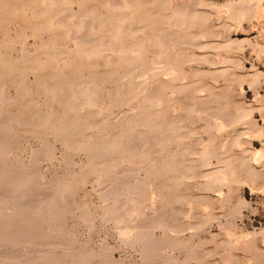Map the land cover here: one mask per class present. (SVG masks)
Segmentation results:
<instances>
[{
    "label": "rangeland",
    "instance_id": "obj_1",
    "mask_svg": "<svg viewBox=\"0 0 264 264\" xmlns=\"http://www.w3.org/2000/svg\"><path fill=\"white\" fill-rule=\"evenodd\" d=\"M128 1L0 0V264H264V0ZM122 22L135 42L127 51L113 43ZM103 39L110 43L102 47ZM158 39L170 56L156 65ZM92 80L101 91L88 103ZM160 86L173 102L155 103ZM205 112L215 116L209 124ZM2 119L10 120L5 127ZM212 119L225 127H213ZM173 120L183 129L164 126L169 140L160 142L159 126ZM200 143L216 150L209 164ZM174 154L185 157L182 164ZM224 156L233 177L222 173L223 182H210L207 172L229 164L222 165ZM187 165L198 175L182 177ZM10 188L20 197L13 199Z\"/></svg>",
    "mask_w": 264,
    "mask_h": 264
},
{
    "label": "bare ground",
    "instance_id": "obj_2",
    "mask_svg": "<svg viewBox=\"0 0 264 264\" xmlns=\"http://www.w3.org/2000/svg\"><path fill=\"white\" fill-rule=\"evenodd\" d=\"M129 1H130V0H129ZM129 1H128V2H129ZM176 1H177V0H176ZM185 1H186V0H185ZM190 1H191V0H190ZM199 1H200V0H199ZM203 1H204V0H203ZM261 1H262V0H261ZM115 2H116V1H115ZM115 2H114V3H115ZM186 2H188V1H186ZM191 2H192V1H191ZM42 3H43V2H42ZM42 3H41V4H42ZM119 3H120V2H119ZM44 4H45V3H44ZM52 4H53V3H52ZM55 4H56V3H55ZM69 4H70V3H69ZM127 4H128V3H127ZM180 4H182V3H180ZM190 4H191V3H190ZM190 4H189V5H190ZM258 4H259V3H258ZM66 5H67V4H66ZM111 5H113V3H111ZM172 5H173V4H172ZM184 5H185V4H183V6H184ZM108 6H109V5H108ZM119 6H120V5H119ZM186 6H187V5H186ZM180 7H181V6H180ZM180 7L177 9V10H179V12L182 11V10L180 11ZM260 7H261V6H260ZM181 8H183V7H181ZM184 8H185V6H184ZM172 9H173V8H172ZM186 9L188 10V8H186ZM189 9H190V8H189ZM242 9H243V8H242ZM177 10H176V11H177ZM238 10H239V9H238ZM177 12H178V11H177ZM179 12H178V13H179ZM239 12H241V11H239ZM242 12H243V11H242ZM92 13H93V12H92ZM174 13H175V12H174ZM185 13H186V12H184V14H185ZM65 14H66V13H65ZM181 14H182V13H181ZM66 15H67V14H66ZM96 15H97V13H96ZM174 15L176 16V14H174ZM182 15H183V14H182ZM236 15H237V14H236ZM90 16H91V15H90ZM177 16L180 17V14L177 15ZM183 16H184V15H183ZM183 16H181V17H183ZM185 16H186V15H185ZM185 16H184V17H185ZM247 16H248V15H247ZM133 17H134V16H133ZM179 17H176V18H179ZM176 18H175V19H176ZM91 19H92V18H91ZM175 19H174V20H175ZM181 19H182V18H181ZM186 19H187V18H186ZM238 19H239V18H238ZM61 20H62V19H61ZM73 20H74V19H73ZM76 20H77V19H76ZM87 20H88V19H87ZM182 20H183V19H182ZM54 21H55V20H54ZM54 21H53V23H54ZM170 21H171V20H170ZM172 21H173V19H172ZM175 21H176V20H175ZM177 21H178V19H177ZM183 21H185V20H183ZM183 21H182V22H183ZM72 22H73V21H72ZM83 22H84V21H83ZM173 22H174V21H173ZM185 22H186V21H185ZM176 23H178V22H176ZM51 24H52V23H51ZM171 24H172V23H171ZM171 24H170V25H171ZM178 24H179V23H178ZM126 25H127V24H126ZM126 25H125V26H126ZM168 25H169V24H168ZM168 25H167V26H168ZM172 25H173V24H172ZM81 26H82V25H81ZM123 26H124V22L119 23V24H117V25L115 26V27H116L115 29H116V32H117V33L115 34V38L113 37V38H114V42H113V43H119V44L122 43L123 45L121 44V46H124V47H121V50H123V51H127V50H129V48L132 46V45H131V42H132V44H133V43L135 44V42L132 41V40H133V37H132V40H129V39H131L130 36H129V39L126 38V36H125V34H124L125 30H123L124 32L122 31V29L125 28V27L123 28ZM177 26H178V25H177ZM194 26H196V24H194ZM86 27H87V24H86ZM126 27H127V26H126ZM180 27H181V26H180ZM180 27H179V28H180ZM168 28H169V27H168ZM170 28H171V27H170ZM181 28H182V27H181ZM194 28H195V27H194ZM125 29H126V28H125ZM176 29H177V27H176ZM155 30H156V29H155ZM199 30H200V29H199ZM84 31H85V30H84ZM147 31H148V30H147ZM80 32H82V31H80ZM86 32H87V30H86ZM162 32H163V31H162ZM83 33H84V32H83ZM204 34H205V33H204ZM87 35H88V34H87ZM138 35H139V34H138ZM88 36H89V35H88ZM133 36H134V35H133ZM163 36H164V35H163ZM197 36H198V35H197ZM199 36H200V35H199ZM203 36H204V35H203ZM127 37H128V36H127ZM135 37H136V36H135ZM159 37H161V36H159ZM204 37H205V36H204ZM72 38H74V37H72ZM81 38H83V37H81ZM136 38H138V37H136ZM136 38H134V39H136ZM193 38H194V37H193ZM196 38H197V37L195 36V39H196ZM206 38H207V37H206ZM212 38H213V37H212ZM78 39H79L78 42L82 44V41H83V40H80V38H78ZM88 39H89V38H88ZM88 39H87V41H89ZM104 39H105V38H104ZM104 39L102 40L103 43H104V44H102V47H103V45L105 46V43H106V45H107V41H106V40H108V39H106L105 42H104ZM142 39H143V38H142ZM156 39H157V38H156ZM156 39H155V40H156ZM160 39L163 40L164 38L162 37V38H160ZM170 39H172V38H170ZM198 39H199V38H198ZM209 39H210V38H209ZM75 40H77V36L75 37ZM139 40H140V39H139ZM214 40H215V39H214ZM85 41H86V39H85ZM90 41H91V39H90ZM102 41H101V42H102ZM108 41H109L108 43H110V40H108ZM130 41H131V42H130ZM156 41H157V40H156ZM160 41H161V40H160ZM160 41H159V39H158V42H160ZM165 41H166V40L164 39V41H163L164 44H166ZM173 41H174V40H173ZM193 41H194V39H193ZM198 41H199V40H198ZM78 42H77V43H78ZM93 42H94V41H93ZM143 42H144V41H143ZM166 42H168V40H167ZM174 42H175V41H174ZM176 42H177V41H176ZM85 43H86V42H85ZM156 43H157V42H156ZM177 43H178V42H177ZM225 43H226V42H225ZM74 44H75V43H74ZM83 44H84V41H83ZM88 44H89V43H88ZM136 44H137V43H136ZM160 44H161L160 49L162 48V50H160L161 53H157V54H159V55H158V57H155V58L153 59L154 61H153L152 63H155V64H156L157 61L160 60V62H161V60H163V59L165 60V59H167V57L170 56V54H169V56H168V54H167V51H168L167 48H168V47H167V48H166V47H163V46H162V44H163L162 42H160V43L158 44V46H159ZM164 44H163V45H164ZM167 44H168V43H167ZM167 44H166V45H167ZM191 44L193 45V43H191ZM195 44H196V43H195ZM198 44H199V43H198ZM98 45H99V44H98ZM111 45H112V44H111ZM128 45H131V46H128ZM139 45H140V44H139ZM188 45H189V44H188ZM127 46H128V47H127ZM133 46H134V45H133ZM133 46H132V47H133ZM110 47H111V46H110ZM212 47H213V46H212ZM140 48H141V47H140ZM198 48H199V47H198ZM209 49H210V48H209ZM94 50H95V49H94ZM78 51H79V50H78ZM80 51H82V50H80ZM123 51H122V52H123ZM136 51H137V50H136ZM141 51L143 52L142 49H141ZM145 51H146V50H145ZM145 51H144V52H145ZM76 52H77V51H76ZM82 52L84 53V49H83ZM82 52H81V53H82ZM94 52H95V51H94ZM98 52H99V51H98ZM98 52H97V53H98ZM106 52H107V51H106ZM138 52H139V54L142 53V52H140V50H138ZM138 52H137V53H138ZM144 52H143V53H144ZM177 52H179V51H177ZM181 52H182V51H181ZM22 53H25V52H22ZM22 53H21V54H22ZM70 53H71V52H70ZM73 53H75V52H73ZM79 53H80V52H79ZM81 53H80V54H81ZM83 53H82V54H83ZM85 53H86V50H85ZM101 53H102V52H101ZM120 53H121V52H120ZM133 53H135V52H133ZM147 53H148V52H147ZM90 54H91V53H90ZM98 54H100V53H98ZM102 54H103V53H102ZM124 54H125V53H124ZM174 54H175V53H174ZM176 54H177V53H176ZM193 54H194V53H193ZM142 55H143V54H142ZM142 55L140 54V56H142ZM178 55H179V54H178ZM180 55H181V54H180ZM125 56H126V55H125ZM132 56H133V55H132ZM204 56H205V55H204ZM52 57H53V56H52ZM144 57H145V56H144ZM202 57H203V56H202ZM112 58H113V57H112ZM144 59H145V58H144ZM168 59H169V58H168ZM170 59H171V58H170ZM196 59H197V58H196ZM202 59H203V58H202ZM120 60H121V59H120ZM164 60H163V62H166V61H164ZM180 60H181V59H180ZM204 60H205V59H204ZM206 60H207V59H206ZM206 60H205V61H206ZM209 60H210V59H209ZM108 61H109V60H108ZM110 61H113V60L111 59ZM151 61H152V60H151ZM151 61H150V62H151ZM202 61H203V60H202ZM205 61H204V62H205ZM117 62H118V61H117ZM168 62H169V61H167V63H168ZM175 62H176V61H175ZM212 62H213V61H212ZM216 62H217V61H216ZM173 63H174V61H173ZM173 63H172V64H173ZM189 63H190V62H189ZM117 64H119V63H117ZM169 64H170V63H169ZM169 64H168V65H169ZM135 65H136V63H135ZM151 65H153V64H151ZM156 65H157V64H156ZM171 67H172V66H171ZM162 68H163V67H162ZM157 69H158V67H157ZM159 69H161V68H159ZM174 69H175V68H174ZM176 70H177V69H176ZM136 71H137V70H136ZM156 71H157V70H156ZM163 71H164V70H163ZM189 71H190V70H189ZM150 72H152V71H150ZM158 72H159V71H158ZM161 72H162V70H161ZM179 72H180V71H179ZM219 72H220V71H219ZM26 73H27V71H26ZM170 73H173V71H171ZM177 73H178V72H177ZM132 74H134V73L132 72ZM146 74H147V73H146ZM156 74H157V72H156ZM165 74H166V73H165ZM167 74H168V73H167ZM167 74H166V75H167ZM175 74H176V72H175ZM186 74H187V73H186ZM254 74H255V73H254ZM172 75L175 76L174 73H173ZM187 75H188V77H189V74H187ZM255 75H256V74H255ZM66 76H67V75H66ZM142 76H143V75H142ZM164 76H165V75H164ZM169 76H170V75H169ZM176 76H177L178 78L180 77V75L178 76L177 74H176ZM176 76H175L174 78H176ZM182 76H183V75H182ZM197 76H198V75H197ZM199 76H200V75H199ZM199 76H198V77H199ZM207 76H208V75H207ZM256 76H257V75H256ZM256 76H254V79H255ZM190 77H191V76H190ZM201 77H202V76H201ZM252 77H253V76H252ZM257 77H259V75H258ZM166 78H167V77H166ZM180 78H181V77H180ZM180 78H179V79H180ZM185 79H186V75H185ZM212 79H213V78H212ZM254 79H253V81H254ZM143 80H144V79H143ZM167 80H168V79H167ZM171 80H172V79H171ZM174 80H175V79H174ZM233 80H234V79H233ZM249 80H250V79H249ZM256 80H257V79H256ZM23 81H24V80H23ZM92 81H93L94 83H93ZM92 81H91V84L93 83L94 86H93V85H92V86H89V84H90L89 82H88V83H89V84H88L89 87L87 86V93H88L89 95H93V97L90 96L91 99L88 97V98H89V102H88V103H90V102L92 103V99L95 101V100L98 98V96H97V98H96L95 96L98 94V92L100 93V91H101V90H100L101 85H100L99 83L97 84L94 80H92ZM146 81H147V80H146ZM146 81H145V83H146ZM168 81H169V80H168ZM177 82H178V80H177ZM254 82H255V81H254ZM145 83H144V84H145ZM172 83H174V82H172ZM251 83H253V82H251ZM91 84H90V85H91ZM130 84H131V83H130ZM186 84H188V83H186ZM95 85H96V86H97V85L100 86L99 89L96 88ZM133 85H134V84H133ZM145 85H146V84H145ZM197 85H198V84H197ZM197 85H196V86H197ZM71 86H72V85H71ZM152 86H153V85H152ZM154 86H155V85H154ZM203 86L206 87L207 85H203ZM85 87H86V86H85ZM85 87H84V89L86 90ZM141 87H142V86H140V88H141ZM165 87H166V86H165ZM165 87L160 86V88L158 89L159 92H160V94H159V95H160V97H159L160 99H158L157 101L154 100L155 103H156V102L158 103V101H161V102H164V103H165L167 100L170 101V102H171V101L173 102L172 99L169 100L170 96H167V93H166V91L164 90ZM182 87H183V86H182ZM50 88H51V87H50ZM52 88H53V87H52ZM140 88H139V89H140ZM153 88H154V87H153ZM155 88H158V86L155 87ZM175 88H176V87H175ZM179 88H180V86H179ZM193 88H194V87H192V90L194 91ZM203 88H204V87H203ZM4 89H5V88H4ZM4 89H3V90H4ZM97 89H98V92H97ZM141 89H142V88H141ZM143 89H144V88H143ZM151 89H152V88H151ZM169 89H170V88H169ZM180 89H181V88H180ZM195 89H196V87H195ZM200 89H201V87L199 88V91H200ZM158 90H157V91H158ZM201 90H202V89H201ZM203 90H204V89H203ZM205 90H206V88H205ZM205 90H204V91H205ZM207 90H208V88H207ZM209 90H210V89H209ZM209 90H208V91H209ZM211 90H212V89H211ZM211 90H210V92H211ZM155 91H156V90H155ZM176 91H177V90H176ZM185 91H186V90H185ZM195 91H196V90H195ZM2 92H3V91H2ZM2 92H1V93H2ZM96 92H97V93H96ZM142 92H144V91H142ZM145 92H146V89H145ZM164 92H165V93H164ZM167 92H168V91H167ZM74 93H75V92H74ZM95 93H96V94H95ZM117 93H118V92H117ZM147 93H148V91H147ZM161 93H163V94H161ZM173 93H174V92H173ZM196 93H197V92H196ZM198 93H199V92H198ZM206 93H207V92H206ZM2 94H3V93H2ZM4 94H6V93H4ZM53 94H54V93H53ZM72 94H73V93H72ZM121 94H122V93H121ZM140 94H141V93H140ZM152 94H153V93H152ZM157 94H158V93H157ZM165 94H166V95H165ZM171 94H172V93H171ZM174 94H175V93H174ZM73 95H74V94H73ZM94 95H95V96H94ZM98 95H99V94H98ZM101 95H102V94H101ZM154 95H155V94H154ZM192 95H195V94H192ZM99 96H100V95H99ZM147 96H148V95H147ZM165 96H167V97H165ZM187 96H188V95H187ZM190 96H191V95H190ZM209 96H210V95H209ZM211 96H213V95H211ZM211 96H210V97H211ZM94 97H95V98H94ZM137 97H138V96H137ZM154 97H155V96H154ZM168 97H169V98H168ZM171 97H172V95H171ZM193 97H194V96H192L191 98H193ZM195 97L197 98V96H195ZM195 97H194V98H195ZM200 97H201V96H200ZM1 98H2V97H0V99H1ZM3 98H4V96H3ZM5 98H6V97H5ZM73 98H74V97H73ZM75 98H76V97H75ZM140 98H141V97H140ZM157 98H158V97H157ZM184 98H185V97H184ZM188 98H189V97H188ZM194 98H193V99H194ZM203 98H204V97H203ZM55 99H56V98H55ZM85 99H86V98H85ZM155 99H156V98H155ZM161 99H163V101H162ZM193 99H192V100H193ZM11 100H12V99H11ZM98 100H99V99H98ZM142 100H143V99H142ZM149 100H150V99H149ZM192 100H191V101H192ZM194 100H197V99H194ZM199 100L202 101L203 99H199ZM78 101H79V100H78ZM154 101H153V102H154ZM168 101H167V102H168ZM203 101H205V99H204ZM4 102H5V101H4ZM60 102H61V101H60ZM99 102H100V101H99ZM130 102H131V101H130ZM133 102H134V100H133ZM161 102H160V103H161ZM194 102H195V103H198V100H197V101H194ZM78 103H79V102H78ZM84 103H85V102H84ZM88 103H87V104L85 103V104L88 105ZM96 103H98V101H97ZM134 103H135V102H134ZM174 103H175V102H174ZM204 103H205V102H204ZM204 103L202 102V103H200V104H204ZM207 103H208V102H207ZM207 103H205V104H207ZM76 104H77V103H76ZM76 104H73V105L71 104L72 106H70V105H69V106H70V108L73 110L74 108H76ZM85 104H84V106H85ZM131 104H132V103H131ZM145 104H146V103H145ZM152 104H153V103H151V106H152ZM181 104H182V103H181ZM95 105H96V104H95ZM95 105H94V106H95ZM97 105H98V104H97ZM135 105H136V104H135ZM135 105H134V106H135ZM161 105H162V104H161ZM183 105H184V104H183ZM194 105H195V104H194ZM208 105H209V104H208ZM82 106H83V105H82ZM91 106H93V105H91ZM101 106H102V105H101ZM128 106H129V105H128ZM131 106H132V105H131ZM138 106H139V105H138ZM151 106H150V107H151ZM0 107H1V106H0ZM153 107H154V105H153ZM153 107H152V108H153ZM159 107H160V106H159ZM162 107H163V106H162ZM179 107H180V106H179ZM183 107H184V106H183ZM47 108H49V107H47ZM135 108H136V107H135ZM145 108H146V107H145ZM160 108H161V107H160ZM192 108H193V107H192ZM192 108H191V109H192ZM210 108H211V107H210ZM210 108H209V109H210ZM100 109H101V108H100ZM102 109H103V107H102ZM105 109H106V108H105ZM105 109H104V110H105ZM123 109H125V108H123ZM129 109H130V108H129ZM153 109H155V108H153ZM157 109H158V107H157ZM162 109H163V108H162ZM179 109H181V108H179ZM188 109H189V108H187V110H188ZM204 109H205V108H204ZM51 110H52V108H51ZM106 110L108 111V109H106ZM158 110H160V109H158ZM158 110H157V111H158ZM184 110H185V108H184ZM198 110H199V108H198ZM200 110H201V109H200ZM207 110H208V107H207V109H206L205 111H207ZM46 111H47V110H46ZM53 111H54V110H53ZM127 111H128V110H127ZM129 111H130V110H129ZM131 111H132V110H131ZM154 111H155V110H154ZM167 111H168V110H167ZM188 111H189V110H188ZM191 111L194 112V110H190V114H191ZM203 111H204V110H203ZM210 111H212V110H210ZM11 112H12V111H11ZM110 112H111V111H110ZM122 112H123V111H122ZM122 112H121V114H122ZM160 112L162 113L163 111L160 110L159 113H160ZM195 112H197V111H195ZM200 112H201V111H200ZM221 112H222V111H221ZM6 113H7V112H6ZM52 113H53V112H52ZM164 113H165V112H164ZM188 113H189V112H188ZM197 113H198V112H197ZM205 113H206V112H205ZM205 113H203V114H205ZM207 113H208V112H207ZM207 113H206V115H205L206 117L209 115V114H207ZM209 113L211 114L212 112H209ZM10 114H11V113H10ZM165 114H166V113H165ZM165 114H164V115H165ZM167 114H168V113H167ZM190 114H189V115H190ZM198 114H199V113H198ZM213 114H214V113H213ZM215 114L217 115V114H219V112H217V113H215ZM215 114H214V115H215ZM1 115H2V114H1ZM155 115H156V114H154V116H155ZM157 115H159V114H157ZM157 115H156V116H157ZM162 115H163V113H162ZM191 115H192V114H191ZM242 115H243V114H240L241 117H243ZM5 116H6V115H5ZM156 116H155L154 118L157 119ZM160 116H161V115H159L158 117H160ZM203 116H204V115H203ZM203 116H202V117H203ZM205 116H204V118H205ZM209 116H210V115H209ZM217 116H220V114L217 115ZM12 117H13V116H12ZM116 117H117V116H116ZM116 117H114V118H116ZM211 117H212V118H213V117L215 118V116H213V115H211ZM211 117H210V118H211ZM249 117H250V116H249ZM150 118H151V117H150ZM150 118H149V119H150ZM204 118H203V119H204ZM210 118L208 119V117H207L206 121H208V120L210 121V120H211ZM224 118H225V117H224ZM237 118H240V117L237 115L234 119H237ZM243 118H244V117H243ZM246 118H247V117H246ZM9 119H10V118H9ZM9 119H8L7 121H10ZM11 119H12V118H11ZM216 119H217V118H216ZM220 119H221V118H220ZM220 119H219V120H220ZM222 119H223V118H222ZM241 119H242V118H241ZM241 119H240V120H241ZM2 120L4 121V120H6V119H2ZM150 120H151V119H150ZM175 120H177V118H176ZM189 120H190V119H189ZM201 120H202V119H201ZM213 120H214V119H212V121H213ZM228 120H233V119H228ZM244 120H245V119H244ZM7 121H6V122L4 121V122L2 123V124L4 125V127H5V124H7ZM46 121H47V120H46ZM54 121H55V120H54ZM107 121H109V120H107ZM118 121H119V120H118ZM128 121H129V120H128ZM167 121H169V120H167ZM170 121H171V120H170ZM182 121H183V120H182ZM182 121H181V122H182ZM203 121H204V120H203ZM221 121H222V120H221ZM221 121H216V120H214L213 122H215V123H214V125L212 124L213 127H218L217 129H219V128H221V127H222V128L225 127V125L223 124L225 121L223 120L224 122H222V123H221ZM238 121H239V120H238ZM173 122H174V123H171V122H170L171 124L168 123L169 125H168V124H167V125H163L162 123H159V124H162L161 126H159L160 129H159L158 126L156 125V126H157L156 128L159 129V130H158V129H156V130H158V132L160 133L159 135H160V137H161V138H160V142H161V140H162V141H163V140H164V141H167V139H168V138L165 139V138L167 137V134H165V133L163 132L164 129H165L164 126H167V128H168V129L166 128L167 130H175V131H176V130L178 129V132H180V129H181V128L183 129V126H179L178 124H176V123H177L176 121L173 120ZM183 122H184V121H183ZM4 123H5V124H4ZM22 123H24V122L22 121ZM106 123H107V122H106ZM108 123H109V122H108ZM164 123H165V122H164ZM178 123H180V122L178 121ZM205 123H206V122H205ZM207 123L209 124V123H211V121H210V122H207ZM235 123H236V121H235ZM2 124H1V125H2ZM104 124H105V123H104ZM188 124H189V123H188ZM222 124H223L224 126H223ZM233 124H234V123H233ZM26 125H27V124H26ZM125 125H126V124H125ZM181 125H183V124H181ZM230 125H231V124H230ZM6 126H7V125H6ZM141 126H142V125H141ZM228 126H229V125H227L226 127H228ZM1 127H2V126H1ZM180 127H181V128H180ZM202 127H203V126H202ZM211 127H212V126H211ZM88 128H90V127H88ZM2 129H3V127H2ZM188 129H190V128H188ZM203 129H204V128H203ZM217 129H216V130H217ZM88 130H89V129H88ZM190 130H193V129H190ZM190 130H189V131H190ZM221 130H222V129H221ZM1 131H2V130H1V128H0V132H1ZM99 131H100V130H99ZM127 131H128V130H127ZM148 131H149V130H148ZM165 131H166V130H165ZM175 131H174V133H175ZM189 131H188V132H189ZM24 132H25V131H24ZM96 132H97V130H96ZM158 132H157V133H158ZM166 132H167V131H166ZM190 132H191V131H190ZM192 132H196V130H195V131H192ZM192 132H191V133H192ZM197 132H198V131H197ZM2 133H4V132L2 131ZM216 133H217V131H216ZM94 134H95V133H94ZM101 134H102V133H101ZM101 134H100V135H101ZM105 134H106V133H105ZM105 134H104V135H105ZM143 134H145V133H143ZM87 135H88V134H87ZM89 135H90V133H89ZM89 135H88V136H89ZM95 135H96V134H95ZM106 135H107V134H106ZM106 135H105V136H106ZM141 135H142V134H141ZM153 135H154V134H153ZM175 135H178V133H176ZM181 135H182V134H181ZM1 136H2V135H1ZM146 136H149V135H146ZM146 136H145V137H146ZM182 136H183V135H182ZM189 136H190V135H189ZM189 136H188V138H189ZM207 136H208V135H207ZM93 137H94V135H93ZM142 137H143V136H142ZM155 137H156L157 139L159 138L158 136H155ZM175 137H176V136H175ZM178 137L180 138L181 136H177V138H178ZM186 137H187V136H186ZM227 137H228V136H227ZM229 137H230V136H229ZM91 138H92V137H91ZM127 138H128V137H127ZM182 138H185V136H183ZM182 138H181V139H182ZM147 139H148V138H147ZM181 139H180V140H181ZM200 139H201V138H200ZM65 140H66V139H65ZM168 140H169V139H168ZM180 140H179V141H180ZM186 140H187V139H186ZM3 141H4V140H3ZM70 141H71V140H70ZM82 141H83V140H82ZM164 141H163V142H164ZM170 141H171V140H170ZM172 141H173V138H172ZM174 141H175V140H174ZM182 141H183V140H182ZM184 141H185V140H184ZM199 141H200V140H199ZM206 141H207V140H206ZM210 141H212V139H211ZM225 141H227V140H225ZM64 142H65V141H64ZM66 142H67V141H66ZM66 142H65V143H66ZM142 142H143V141H142ZM176 142H177V141H176ZM180 142H181V141H180ZM223 142H224V141H223ZM1 143H2V142H1ZM67 143H68V142H67ZM128 143H129V142H128ZM164 143H165V142H164ZM209 143H210V142H209ZM209 143H208V144H209ZM3 144H4V143H3ZM44 144H45V143H44ZM110 144H111V143H110ZM110 144H109V145H110ZM121 144H122V143H121ZM156 144H157V143H156ZM181 144H183V142H182ZM200 144H201V143H200ZM211 144H212V143H211ZM70 145H71V144H70ZM145 145H146V144H145ZM159 145L161 146V144H159ZM178 145H179V144H178ZM188 145H189V144H188ZM201 145H202V146H205V145H206L205 148L203 147L204 150H203V151H202V150L200 151V152H202V153H201V156L203 155V157H200V158H202L203 161H206L207 159H209V157H210L211 155H212V156L215 155V151H216V150L214 151V149H215L214 147H212V146H211V147L208 146L207 143H206L205 145H204V144H201ZM209 145H210V144H209ZM212 145H213V144H212ZM71 146H72V145H71ZM119 146H120V145H119ZM146 146H147V145H146ZM146 146H144V147H146ZM166 146H167V144H166ZM108 147H110V146H108ZM111 147L113 148L112 145H111ZM133 147H134V146H133ZM141 147H143V146L141 145ZM162 147H163V146H162ZM7 148H8V147H7ZM114 148H115V147H114ZM126 148H127V147H126ZM137 148H138V147H137ZM147 148H148V147H147ZM186 148H187V147H186ZM186 148H185V149H186ZM213 148H214V149H213ZM101 149H102V148H101ZM110 149H111V148H110ZM116 149H117V148H116ZM134 149H135V148H134ZM141 149H142V148H140V150H141ZM143 149H144V148H143ZM143 149H142V150H143ZM161 149H162V148H160V150H161ZM9 150H10V149H9ZM122 150H123V149H122ZM172 150H173V149H172ZM176 150H178V149H176ZM186 150H187V149H186ZM188 150H189V152H190V151H192L193 149H192V150L188 149ZM10 151H11V150H10ZM108 151H109V150H108ZM127 151H128V150H127ZM150 151H151V150H150ZM168 151H169V150H168ZM255 151H256V150H255ZM125 152H126V151H125ZM139 152H140V151H139ZM145 152H146V151H145ZM174 152L176 153V151H174ZM174 152H172V153H174ZM181 152L184 153L183 151H181ZM185 152H186V151H185ZM187 152H188V151H187ZM193 152H194V150H193ZM155 153H156V152H155ZM190 153H191V152H190ZM190 153H189V154H190ZM194 153H195V152H194ZM255 153H257V154L259 155V154H261V151H260V150H259V151L257 150ZM262 153H264V152H262ZM178 154H180L179 151H177V154H176V155H178ZM199 154H200V153H199ZM217 154H218V153H217ZM221 154H222V152H221L219 155H221ZM162 155H163V154H162ZM170 155H171V154H170ZM176 155L174 154V159H175V160H176V158H175ZM181 155H183V154H181ZM187 155H188V153H187ZM219 155H218V157H219ZM222 155H223V154H222ZM166 156H167V155H166ZM166 156H165V157H166ZM171 156H173V155H171ZM178 156H179V155H178ZM184 156H185V155H184ZM215 156H216V155H215ZM215 156H214V157H215ZM261 156H262V154H261ZM263 156H264V154H263ZM119 158H120V157H119ZM184 158H185V157L181 158V159H183V160L178 159V160H176V161H177L178 163H181V164H182V161L185 160ZM200 158H199V159H200ZM210 158H211V157H210ZM221 158H225V156H224V157H220V159H221ZM257 158H258V157H257ZM31 159H32V158H31ZM31 159H30V160H31ZM105 159H106V158H105ZM174 159H172L173 163H174ZM215 159H216V158H215ZM228 159H229V158H228ZM30 160H29V161H30ZM34 160H35V159H34ZM37 160H38V159H36V161H37ZM165 160H166V159H165ZM180 160H181V161H180ZM221 160L223 161V159H221ZM225 160H227V159H225ZM94 161H95V160H94ZM94 161H93V162H94ZM114 161H116V160H114ZM114 161H113V162H114ZM169 161H171V159H170ZM169 161H168V162H169ZM172 161L170 162V164L172 163ZM31 162H33V161L31 160ZM90 162H91V161H90ZM118 162H119V161H118ZM177 162H176V163H177ZM194 162H195V161H194ZM209 162H210V159H209V161H208V164H209ZM220 162H221V161H220ZM229 162H231V161L228 160L227 162H226V161H225V162L223 161V162H221V163H222V165H223V163H225V164L227 163V164H228ZM99 163H100V162H99ZM103 163H104V162H103ZM108 163H109V161H108ZM111 163H112V162H111ZM116 163H117V161H116ZM116 163H115L114 165H116ZM133 163H134V162H133ZM88 164H89V163H88ZM88 164H87V165H88ZM92 164H95V163H92ZM97 164H98V163H97ZM97 164H96V166H97ZM106 164H107V163H106ZM106 164H105V165H106ZM109 164H110V163H109ZM120 164H121V162H120ZM122 164H123V163H122ZM128 164H130V163H128ZM166 164H168V163H166ZM170 164H168V165H170ZM203 164H204V165L206 164V166H207V163L204 162ZM212 164H213V163H212ZM225 164H224V165H225ZM227 164H226V165H227ZM98 165H99V164H98ZM101 165L103 166L102 163H101ZM110 165H111V164H110ZM110 165H109V166H110ZM229 165H230V163L227 165V167L224 166L226 171H224V167H223V168L221 167L222 171H224V172L220 171V169H218V168H216V169H218V171H215V172H214L213 169H212L213 173H212V172H207L206 174L210 173L209 175H210V176H213V177L209 178L208 180H210V182H211V181H212V182H218V181L221 179V177H222V176H221L222 173L225 175V174H228L229 171H231L230 167L228 168ZM102 166H101V167H102ZM126 166H127V165H126ZM192 166H193V165H192ZM199 166H200V165H199ZM94 167H95V165H94ZM98 167H99V166H98ZM111 167H112V166H111ZM114 167H115V166H114ZM114 167H113V168H114ZM136 167H137V166H136ZM139 167H140V166H139ZM201 167H202V166H201ZM95 168H96V167H95ZM95 168H94V170H95ZM108 168H109V167H108ZM113 168H112V169H113ZM140 168H141V167H140ZM148 168H149V167H148ZM177 168L180 169L181 166H180V167L178 166ZM202 168H203V167H202ZM202 168H201V170L199 169V170L201 171V173H202V170H203ZM204 168H205V167H204ZM226 168H228L229 170L227 171ZM231 168H232V167H231ZM97 169H98L97 171L100 170L99 168H97ZM104 169H105V168H103V171H104ZM112 169H111V170H112ZM216 169H215V170H216ZM109 170H110V169H109ZM175 170H176V169H175ZM207 170H208V169H207ZM106 171H108V169H107ZM112 171H113V170H112ZM115 171H116V170H115ZM125 171H126V170H125ZM125 171H124V172H125ZM181 171H182V173H183V174L180 173V174L182 175V177H185V178H186V176H188V175H189V176H191V175H195L196 168H195V167H189V166L187 165L186 167H185V166H182V169H180V172H181ZM197 171H198V170H197ZM208 171H209V170H208ZM234 171H235V170H234ZM99 172H101V171H99ZM116 172H117V171H116ZM122 172H123V170H122ZM122 172H121V173H122ZM132 172H133V171H132ZM176 172H179V170L176 171ZM203 172H204V171H203ZM219 172H220V174H219ZM235 172H236V171H235ZM147 173H148V172H147ZM187 173H188V175H187ZM193 173H194V174H193ZM231 173H232V174H231ZM231 173L228 174V175L233 177V173H234V172H231ZM100 174H101V173H100ZM105 174H106V173H105ZM139 174H140V173H139ZM190 174H191V175H190ZM196 174H197V173H196ZM206 174H204V175H206ZM212 174H214V175H212ZM108 175H109V174H108ZM111 175H113V174H111ZM183 175H184V176H183ZM197 175H198V174H197ZM197 175H195V176H197ZM209 175H207V176H209ZM105 176H106V175H105ZM207 176H206V177H207ZM210 176H209V177H210ZM100 177L102 178V176H100ZM107 177H108V176H107ZM124 177H125V176H124ZM124 177H123V178H124ZM149 177H150V176H149ZM206 177H205V178H206ZM224 177H226V176H223V177H222V179H221L222 182L224 181V180H223ZM126 178H127V177H126ZM153 178H154V177H153ZM192 178H193V177H192ZM212 178H213V179H212ZM32 179H33V178H32ZM32 179H31V180H32ZM232 179H233V178H232ZM27 180H28V178H27ZM105 180H108V179H105ZM114 180H115V179H114ZM114 180H113V182H114ZM116 180H117V179H116ZM121 180L123 181L124 179H121ZM121 180H120V181H121ZM126 180H127V179H126ZM135 180H136V179H135ZM164 180H165V179H164ZM171 180H172V179H171ZM200 180H201V179H200ZM229 180H230V179H229ZM24 181H25V180H24ZM29 181H30V180H29ZM32 181H33V180H32ZM32 181H31V182H32ZM35 181H36V180H35ZM118 181H119V180H118ZM124 181H125V180H124ZM151 181H152V180H151ZM226 181H227V179H226ZM231 181H233V180H231ZM235 181H236V180H235ZM31 182H30V183H31ZM97 182H98V181H97ZM208 182H209V181H208ZM219 182H220V181H219ZM222 182H221V183H222ZM227 182H229V181H227ZM35 183H37V182H35ZM38 183H39V182H38ZM103 183H104V181H103ZM103 183H102V184H103ZM125 183H126V182H125ZM132 183H133V182H132ZM175 183H176V182H175ZM194 183H195V182H194ZM28 184H29V183H28ZM104 184H105V183H104ZM136 184H137V183H136ZM142 184H143V183H142ZM144 184H145V183H144ZM152 184H153V183H152ZM177 184H178V183H177ZM226 184H227V183H226ZM24 185H25V184H23V186H24ZM42 185H43V184H42ZM111 185H112V184H111ZM113 185H114V184H113ZM113 185H112V186H113ZM121 185H122V184H121ZM121 185H120V186H121ZM126 185H127V184H126ZM157 185H158V184H157ZM26 186H27V185H26ZM34 186H35V185H34ZM107 186H108V185H107ZM107 186H106V187H107ZM134 186H135V185H134ZM222 186H223V185H222ZM9 187H11V186H9ZM24 187H25V186H24ZM30 187H31V186H30ZM66 187H67V186H66ZM117 187H118V185H117ZM136 187H137V186H136ZM142 187H143V186H142ZM142 187H141V189H142ZM148 187H149V186H148ZM168 187H170V186L168 185ZM179 187H180V186H179ZM22 188H23V187H22ZM32 188H33V186H32ZM102 188H103V187H102ZM119 188H120V187H119ZM128 188H129V187H128ZM131 188H132V187H131ZM137 188H138V187H137ZM143 188H144V187H143ZM204 188H205V187H204ZM26 189H28V188H26ZM45 189H46V188H45ZM107 189H108V188H107ZM132 189H133V188H132ZM134 189H135V188H134ZM138 189H139V188H138ZM148 189H149V188H148ZM168 189H169V188H167V190H168ZM15 190H16V189H15ZM15 190L12 189V188H10V189H8V192L12 195V198L16 200V197H17V196L20 197V196H19L20 194L18 195V193H16L17 190H16V191H15ZM33 190H34V189H33ZM67 190H68V189H67ZM103 190H104V189H103ZM114 190L117 191L116 187H115ZM121 190H122V189H121ZM4 191H5V194L3 193V191H1V193H3L2 195H3V196H7V195H8V194H6V191H7V190L4 189ZM45 191H46V190H45ZM65 191H66V190H65ZM106 191H107V190H106ZM106 191H105V194H107V196L110 197V195H111V193H112L111 189L109 190V193H110V191H111L110 195H108V193H106ZM129 191H130V189H129ZM129 191H128V196H129ZM134 191H135V190H134ZM141 191H142V190H141ZM147 191H148V190H147ZM156 191H157V188H156ZM218 192H219V191H218ZM21 193H23V191H21ZM119 193H120V191H119ZM163 193H164V191H163ZM36 194H37V193H36ZM47 194H48V193H47ZM64 194H65V193H64ZM112 194H114V193H112ZM124 194H125V191H124ZM24 195H25V194H24ZM38 195H39V194H38ZM42 195H44V194H42ZM42 195H41V196H42ZM48 195H49V194H48ZM60 195H61V194H60ZM66 195H67V194H66ZM68 195H69V194H68ZM131 195H132V194H131ZM138 195H139V194H138ZM146 195H147V194H146ZM156 195H157V194H156ZM176 195H177V194H176ZM0 196H1V195H0ZM8 196H9V195H8ZM21 196H23V194H22ZM26 196H28V195H25V197H26ZM35 196H36V195H35ZM35 196H34V197H35ZM107 196L105 195L106 199H107ZM113 196H114V195H113ZM126 196H127V194H126ZM132 196H133V195H132ZM182 196H183V195H182ZM25 197H24V198H25ZM28 197H29V196H28ZM28 197H27V198H28ZM32 197H33V196H32ZM42 197H43V196H42ZM53 197H54V196H53ZM63 197H64V196H63ZM178 197H179V196H178ZM9 198H10V197H9ZM9 198H8V199H9ZM61 198H62V197H61ZM25 199H26V198H25ZM31 199H32V198H31ZM33 199H34V198H33ZM103 199H104V197H103ZM183 199H184V198H183ZM40 200H41V199H40ZM43 200H44V199H43ZM46 200H47V199H46ZM51 200H52V199H51ZM62 200H63V199H61V201H62ZM64 200H65V199H64ZM104 200H105V199H104ZM104 200H103V201H104ZM132 200H134V199H132ZM158 200H159V199H158ZM170 200H171V199H170ZM177 200H178V199H177ZM27 201H30V200H26V202H27ZM33 201H34V200H33ZM33 201H32V202H33ZM54 201H55L54 203H56V200H54ZM65 201H66V200H65ZM75 201H76V200H75ZM105 201H106V200H105ZM122 201H123V200H122ZM197 201H198V199H197ZM1 202H2V201H1ZM17 202H18V200H17ZM30 202H31V201H30ZM36 202L38 203L37 200H36ZM41 202H42V201H41ZM129 202H130V201H129ZM129 202H128V203H129ZM190 202H191V201H190ZM5 203H6V202H5ZM10 203H11V202H10ZM18 203H19V202H18ZM20 203H21V201H20ZM22 203H25V202H23V200H22ZM27 203H28V202H27ZM27 203H26V204H27ZM62 203H63V201H62ZM64 203H65V202H64ZM104 203H105V202H104ZM109 203H110V202H109ZM114 203H115V202H114ZM125 203H126V202H125ZM125 203H124V205H125ZM133 203H134V202H133ZM142 203H143V202H142ZM196 203H197V202H196ZM203 203H204V202H203ZM11 204H12V203H11ZM13 204H14V203H13ZM42 204H43V202H42ZM71 204H72V203H71ZM131 204H132V203H131ZM135 204H136V203H135ZM147 204H148V203H147ZM147 204L144 203L143 205H144V206H145V205L147 206ZM189 204H190V203H189ZM201 204H202V203H201ZM206 204H207V203H206ZM208 204H209V203H208ZM208 204H207V205H208ZM43 205H44V204H43ZM86 205H87V204H86ZM115 205H116V204H115ZM140 205H141V204H140ZM151 205H152V204H151ZM151 205H149V206H151ZM202 205H203V204H202ZM1 206L3 207V204H2ZM1 206H0V207H1ZM11 206H12V205H11ZM22 206H23V205H22ZM26 206H27V205H26ZM39 206H40V205H39ZM51 206H52V205H51ZM54 206H55V205H54ZM54 206H53V207H54ZM126 206H127V205H126ZM133 206H134V205H133ZM144 206H143V207H144ZM167 206H168V205H167ZM194 206H195V204H194ZM40 207H41V206H40ZM42 207H44V206H42ZM55 207H56V206H55ZM99 207H100V206H99ZM108 207H109V206H108ZM110 207H111V206H110ZM110 207H109V208H110ZM116 207H119V206H116ZM120 207H121V206H120ZM207 207H209V206H207ZM13 208H14V206H13ZM24 208H25V207H24ZM29 208H30V207H29ZM37 208H38V206H37ZM58 208H59V207H58ZM64 208H65V207H64ZM79 208H80V207H79ZM106 208H107V206H106ZM109 208H107L108 210H106V209L104 208V210L110 212V215H113V214L115 213L114 218H115V216L117 217V216L119 215V217L116 218V219L118 220V219L120 218V214H117V213H116L117 209H114L115 206H113L112 209H111V208L109 209ZM124 208H125V207H124ZM130 208H131V206H130ZM139 208H140V207H139ZM149 208H150V207H149ZM149 208H148V209H149ZM195 208H196V207H195ZM5 209H6V208H5ZM39 209H41V208H39ZM122 209H123V208H122ZM128 209H129V207L127 208V210H128ZM136 209H137V208H136ZM136 209H134V210H136ZM143 209H144V208H143ZM145 209H146V208H145ZM183 209H184V208H183ZM196 209H197V208H196ZM200 209H201V208H200ZM0 210H2V209H0ZM22 210H23V209H22ZM109 210H110V211H109ZM130 210H131V209H130ZM149 210H150V209H149ZM176 210H177V209H176ZM52 211H54V210H52ZM106 211H105V213H106ZM120 211H121V210H120ZM120 211L118 210V213H121ZM151 211H152V210H151ZM190 211H191V210H190ZM125 212H126V210H125L123 213H125ZM128 212H130V211H128ZM128 212H127V213H128ZM137 212H138V211H137ZM153 212H154V211H153ZM156 212H157V211H156ZM130 213H131V212H130ZM107 214H108V216H109V213H107ZM138 214H139V212H138ZM171 214H172V213H171ZM205 214H206V213H205ZM2 215H3V214H2ZM89 215L92 216V214H89ZM105 215H106V214H105ZM125 215H126V214H125ZM136 215H137V213H136ZM155 215H156V213H155ZM185 215H186V214H185ZM86 216H87V215H86ZM103 216H104V215H103ZM122 216H123V215H122ZM122 216H121V217H122ZM128 216H130V215H128ZM134 216H135V215H134ZM188 216H189V215H188ZM190 216H191V215H190ZM209 216H210V215H209ZM211 216H212V215H211ZM211 216H210V217H211ZM88 217H89V216H88ZM123 217H124V216H123ZM126 217H127V216H126ZM130 217H131V216H130ZM138 217H140V216H138ZM143 217H144V216H143ZM154 217H155V216H154ZM154 217H153V218H154ZM159 217H160V216H159ZM183 217H184V216H183ZM186 217H187V216H186ZM101 218H103V217L101 216ZM136 218H137V217H136ZM141 218H142V217H141ZM189 218H190V217H189ZM189 218H188V220H189ZM193 218H194V217H193ZM83 219H84V218H83ZM112 219H113V218H112ZM120 219H121V218H120ZM120 219H119V220H120ZM206 219H207V218H206ZM213 219H214V218H213ZM106 220H107V219H106ZM121 220H123V218H122ZM136 220H137V219H136ZM152 220H153V219H152ZM87 221H89V220H87ZM114 221H116V220H114ZM126 221H127V218H126ZM128 221H129V218H128ZM132 221H133V220H132ZM154 221H155V220H154ZM120 222H121V221H119V223H120ZM123 222H124V221H123ZM129 222H130V221H129ZM167 222H168V221H167ZM205 222H206V221H205ZM84 223H85V222H84ZM87 223H88V222H87ZM91 223H92V221H91ZM117 223H118V222H117ZM119 223H118V224H119ZM141 223H142V222H141ZM153 223H154V222H153ZM136 224H137V223H136ZM142 224H143V223H142ZM90 226H91V225H90ZM159 226H161V225H159ZM164 226H165V225H164ZM156 227H157V226H156ZM165 227H166V226H165ZM90 228H91V227H90ZM59 229L61 230L62 228H59ZM142 229H143V228H142ZM144 229H147V227L144 228ZM151 229H152V228H151ZM9 230H10V229H9ZM62 230H63V229H62ZM122 230H123V229H122ZM148 230H150V229H148ZM168 230H169V229H168ZM48 231H49V230H48ZM123 231H124V230H123ZM163 231H164V230H163ZM20 232H21V231H20ZM22 232H23V231H22ZM49 232H50V231H49ZM129 232H131V231H129ZM167 232H168V231H167ZM33 233H34V232H33ZM131 233H132V232H131ZM179 233H180V232H179ZM4 234H5V233H4ZM10 234H11V233H10ZM120 234H121V232H120ZM123 234H124V233H123ZM141 234H143V233H141ZM152 234H153V233H152ZM177 234H178V233H177ZM24 235H25V234H24ZM134 235H135V234H134ZM143 235H144V234H143ZM146 235H147V234H146ZM146 235L143 236V237H144V239H145L146 242H147L148 240H151V238L149 237V236H150L149 234H148L149 236L147 235V237H146ZM1 236H2V235H1ZM64 236H65V235H64ZM128 236H129V235H128ZM129 237H130V236H129ZM168 237H169V236H168ZM168 237L166 236L165 238H168ZM0 238H1V237H0ZM48 238H49V237H48ZM72 238H73V237H72ZM72 238H71V239H72ZM124 238H125V237H124ZM161 238H162V237H161ZM55 239H56V238H55ZM127 239H128V238H127ZM127 239H126V240H127ZM16 240H17V239H16ZM16 240H15V241H16ZM22 240H23V239H22ZM128 240H129V239H128ZM136 240H138V238H137ZM158 240H159V239H158ZM170 240H171V239H170ZM19 241H20V240H19ZM162 241H163V239H162ZM131 242H132V241H131ZM140 242H141V241H140ZM148 242H149L148 244H150V241H148ZM166 242H167V241H166ZM43 243H44V242H43ZM50 243H51V242H50ZM50 243H49V245H50ZM158 243H159V242H158ZM161 243H162V242H161ZM163 243H164V242H163ZM37 244H38V243L36 242V245H37ZM39 244H40V243H39ZM59 244H60V243H59ZM59 244H57V245H59ZM151 244H152V243H151ZM151 244H150V245H151ZM153 244H155V243H153ZM42 245H43V244H42ZM61 245H64V244H61ZM61 245H60V246H61ZM155 246H156V245H155ZM155 246H154V247H155ZM167 246H168V245H167ZM4 247H5V246H4ZM65 247H66V246H65ZM146 247H147V246H146ZM150 247H151V246H150ZM171 247H172V246H171ZM7 248H8V247H7ZM27 248H28V246H27ZM30 248H31V247H30ZM105 248H106V247H105ZM144 248H145V246H144ZM152 248H153V247H152ZM8 249H9V248H8ZM10 249H11V248H10ZM18 249H19V248H18ZM106 249H107V248H106ZM147 249H148V248H147ZM11 250H12V249H11ZM66 250H67V249H66ZM144 250H145V249H144ZM149 250H151V249L149 248L148 251H149ZM6 251H7V250H6ZM9 251H10V250H9ZM33 251H34V250H33ZM36 251H37V250H36ZM40 251H41V250H40ZM40 251H39V252H40ZM45 251H46V250H45ZM146 251H147V250H146ZM4 252H5V251H4ZM4 252H3V253H4ZM28 252H29V251H28ZM31 252H32V251H31ZM31 252H30V253H31ZM42 252H44V251H42ZM162 252H163V251H162ZM165 252H166V250H165ZM1 253H2V252H1ZM59 253H61V252H59ZM144 253H145V252H144ZM157 253H158V252H157ZM49 254H50V253H49ZM152 254H153V253H152ZM155 254H156V252H155ZM165 254H166V253H165ZM2 255H3V254H2ZM10 255H11V254H10ZM46 256H47V255H46ZM16 257H17V256H16ZM77 257H78V256H77ZM18 258H19V257H18ZM26 258H27V257H26ZM30 258H31V257H30ZM82 258H83V257H82ZM87 258H88V257H87ZM10 259H13V258L11 257ZM32 259H33V258H32ZM25 260H26V259H25ZM37 261H38V260H37ZM23 262H24V260H23ZM88 262H89V261H88ZM1 263H2V262H1ZM32 263H33V262H32ZM3 264H4V263H3ZM62 264H63V263H62Z\"/></svg>",
    "mask_w": 264,
    "mask_h": 264
}]
</instances>
